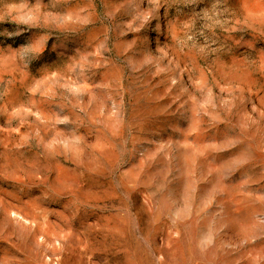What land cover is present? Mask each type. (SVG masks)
<instances>
[{
    "label": "rangeland",
    "instance_id": "rangeland-1",
    "mask_svg": "<svg viewBox=\"0 0 264 264\" xmlns=\"http://www.w3.org/2000/svg\"><path fill=\"white\" fill-rule=\"evenodd\" d=\"M0 264H264V0H0Z\"/></svg>",
    "mask_w": 264,
    "mask_h": 264
}]
</instances>
